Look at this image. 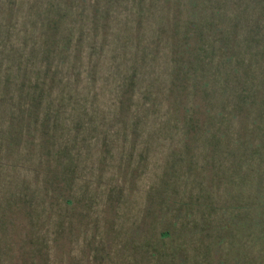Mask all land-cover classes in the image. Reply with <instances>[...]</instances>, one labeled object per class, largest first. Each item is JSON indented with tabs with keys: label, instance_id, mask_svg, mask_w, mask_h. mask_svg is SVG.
<instances>
[{
	"label": "rangeland",
	"instance_id": "obj_1",
	"mask_svg": "<svg viewBox=\"0 0 264 264\" xmlns=\"http://www.w3.org/2000/svg\"><path fill=\"white\" fill-rule=\"evenodd\" d=\"M173 1L0 0V264H264V0H199V10L166 13ZM119 2L129 10L115 11ZM18 57L66 68L55 94L42 93V114L46 106L60 122L45 149L40 129L14 127L12 142L5 132L21 107L28 117L42 74V60ZM72 57L192 64L171 107L163 82L149 88L139 75L127 105L134 115L119 123L127 85L101 64L93 93L103 95L102 115L90 122L91 71ZM164 68L167 81V64L150 70ZM74 75L86 98L72 107L62 84ZM22 82L27 94L10 97Z\"/></svg>",
	"mask_w": 264,
	"mask_h": 264
},
{
	"label": "trees",
	"instance_id": "obj_2",
	"mask_svg": "<svg viewBox=\"0 0 264 264\" xmlns=\"http://www.w3.org/2000/svg\"><path fill=\"white\" fill-rule=\"evenodd\" d=\"M113 1V0H111ZM221 2V6L222 7H227L228 5V1H225L226 5L223 3V0H220ZM200 1L199 0H174L173 1V5L172 7L170 5L168 6V9H166V13H173V12H179L180 8L185 7L186 9H192V10H199L198 5L200 6ZM210 4L211 5V0H205L204 4ZM207 5V4H206ZM101 8H103L106 12H114L113 8H115V11H120V12H127L129 9V7L126 4L123 3H117L116 5H113V8H111V5H108L107 3H105ZM212 11L210 13V17L214 18L215 21H219L222 20L223 18V14L219 13L222 10H215L211 7H209ZM202 10V9H201ZM120 12H114V13H120ZM173 18V17H172ZM214 21V20H213ZM210 23V22H209ZM221 25V24H220ZM194 26V27H192ZM217 26H219L218 24L214 25L212 27L213 29V33L219 31V29H217ZM197 28L195 26L194 23L190 24L189 27V31H192V29ZM101 37H104L103 33H100ZM97 33L96 30L93 29L92 31V36L96 37ZM182 51H185V45L181 48ZM187 51V50H186ZM188 52V51H187ZM182 56L184 54H181ZM19 60L22 58L23 60V64L26 63H36L39 60L43 61V68L41 71V76L39 78L38 82L34 83V87L33 90L30 92V97H31V107L27 110V112H29L28 117L25 116V111L23 109V107H21V111L19 112V114H21V116H19V121L11 126L8 125L7 130H5V132L10 133L11 137L9 142H12L15 140V137H13V133H11V129H13L14 127H17L18 129L22 130H28L31 127H33V130H39L41 131V135L39 137V145L41 148L45 149L44 147H48L50 146V138L53 137L57 125L60 123L58 120H56L55 117H57L56 115H52L51 113H48L46 111V106H45V114H42V108L40 107V105H42V103H46L48 101V98H50V95L46 94H42L44 93V91L47 89L49 90V92H51L52 90H54V94H55V88H56V84L57 83H61L60 81H56L57 75L59 76L60 74L63 73H59V71H64L66 68L65 67H60L59 65H62L61 62L56 63L57 64V68H53L55 65H53L54 63V57L52 58V62L50 63V61L48 59H46V57H32V58H24V57H18ZM50 58V57H49ZM191 57H166V60L164 57H136V61H135V65H127V63L125 62L126 57H119V60L123 61L122 64H117L116 66H113L112 64L109 63V61L107 60L106 57H96L94 59V57H86L84 61H82V57H72V66L73 65H82L85 64L86 68L89 69V73L91 71V86L89 87V89L91 90V93H93L96 89V71L97 68L102 64H104L105 62L109 63L108 68H114L116 69V73L117 75L121 74V80H123L122 83L126 84V88H127V96L123 97L122 99H120V104L116 105L117 109L115 111L116 114V119L117 122H121V121H125V120H130L131 117L134 115V112L130 110V107L127 106L128 104H130L131 101V97H132V91L134 89H136L137 86V78L138 76H143L144 80H147L148 82V87H157L155 85L159 84V82H163V90H165L167 92L166 95H163L164 97L167 98V107H171L173 105L172 103H168V101H170V99L172 98L173 101L177 100L178 101L181 99V95H177V92H179V87L182 86L183 80H185V75L186 73L189 71L188 69H190V65L192 64L189 59ZM17 59V57H16ZM38 59V60H37ZM15 60V58H14ZM46 60V61H45ZM137 61H139V63H137ZM231 61L230 57H224V63L227 64ZM170 67V78L169 80L165 81V75L167 74L165 71V68L163 69V74L162 72L159 71H151L150 68H155V67H160L162 66H166ZM16 65H9L8 69L9 71H12V74L10 76L13 77V75L15 74V70L11 67H15ZM23 69L27 68L29 65H22ZM105 67V66H104ZM208 65H205V68H207ZM21 67H17V69H19ZM77 69V67L75 68ZM75 69L73 71H69L72 75L75 72ZM6 70V71H7ZM28 70V69H25ZM207 70V69H206ZM18 71V70H17ZM111 73L114 72V70L112 71V69L110 70ZM55 72H57L55 74ZM54 73V75H53ZM128 73V74H127ZM147 75H151L149 77H147ZM206 75V72H204L203 76ZM75 76V75H74ZM81 77V76H80ZM78 76L73 77V81L67 82V83H63V88L67 89L68 94H70L71 99L69 98V100L67 101L68 103L71 104V106L73 107L74 105H78L80 100L85 99L86 97H82L83 95H81L80 88H82L81 84L78 83V81L81 79ZM203 78V77H202ZM10 80V79H9ZM95 80V83H94ZM6 83V82H5ZM209 81L205 78H203V83L202 86L206 87L208 86ZM14 85V81L10 80L7 85H4L3 87V91H2V95L4 97H6L5 95V91H6V87L8 88H12L13 89ZM26 88V83L22 82L21 83V87L18 89L17 92H13L12 95L10 97H17L20 96V99L18 98V100H22V96L23 94V90ZM14 90V89H13ZM26 90V89H25ZM19 91H21L19 93ZM152 91V90H151ZM71 93L73 95H71ZM27 94V92H26ZM25 94V95H26ZM83 94V93H82ZM24 95V96H25ZM103 95H97V94H92V96L89 97L90 100H84L86 102V110H84V114L85 116H87V121L89 120L91 122L92 119L96 118H92L95 115H102V113L100 112V105L102 104L104 98H102ZM73 100V102L71 101ZM164 100V98H163ZM165 101V100H164ZM18 105H21L20 102H18ZM22 106V105H21ZM75 107V106H74ZM18 108V107H17ZM166 110L169 112L168 108H166ZM16 112V110H15ZM14 112V113H15ZM68 112V111H67ZM45 117V121L44 123L40 122V117L41 116ZM90 116V119H89ZM96 126V125H95ZM10 127V128H9ZM112 128L111 125L107 126V128L105 130H107L109 132V130ZM9 129V130H8ZM76 133H78L79 128L76 127L75 128ZM52 140V139H51ZM14 143V142H13ZM52 143V142H51ZM77 143V141L75 139L72 140V145L73 147H75V144ZM11 146V145H10ZM2 162L0 161V164ZM42 163V162H40ZM39 171V170H38Z\"/></svg>",
	"mask_w": 264,
	"mask_h": 264
}]
</instances>
